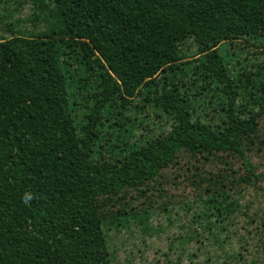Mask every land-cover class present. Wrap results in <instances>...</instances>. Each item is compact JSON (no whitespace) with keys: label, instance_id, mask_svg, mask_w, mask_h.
<instances>
[{"label":"trees","instance_id":"obj_1","mask_svg":"<svg viewBox=\"0 0 264 264\" xmlns=\"http://www.w3.org/2000/svg\"><path fill=\"white\" fill-rule=\"evenodd\" d=\"M38 14L41 35L0 39V264H110L103 227L126 221L110 204L159 190L181 154L237 158L234 181L255 182L247 154L264 118V0H47ZM189 39L197 57L183 62ZM239 40L261 60L249 63ZM217 177L201 209L182 206L192 217L181 240L206 235L207 264H264V216L231 232L241 206L233 181Z\"/></svg>","mask_w":264,"mask_h":264},{"label":"rangeland","instance_id":"obj_2","mask_svg":"<svg viewBox=\"0 0 264 264\" xmlns=\"http://www.w3.org/2000/svg\"><path fill=\"white\" fill-rule=\"evenodd\" d=\"M46 1L0 0V28L3 24H7L10 27L9 30L11 29V31H6L5 28L0 29V39H7L12 34L41 35L46 26L41 15L35 16V14ZM239 42L247 47L243 56L248 57L249 63L256 64L261 60V55L258 54L259 49L254 42L242 40ZM228 48V44H221L219 48V53L225 58L228 57L226 53ZM182 50L183 62L194 60L197 57V47L192 39L185 42ZM163 76L164 74L158 73L147 81L159 80ZM134 98V96L127 99L119 97L115 104L121 105L125 101L132 102ZM208 111L216 119L218 118V115L211 109ZM71 113L73 114L72 110ZM125 113L124 115H128L126 118L131 120L133 117L131 109ZM110 118V115L102 117L105 126L109 124ZM257 122L258 137L250 145L251 150L247 154L256 166L257 178L254 183L246 185L243 182L234 181V178L241 176L244 172V166L237 158L223 156L210 161L181 154L174 164L163 171L159 190L156 187L151 188L148 192L134 194L133 197L128 194L123 200L111 203L110 207L114 211L124 212L122 216L126 221H122L120 225L103 227L105 240L103 247L110 264H207L206 259L210 255V247L205 239L206 235L203 236L201 233L197 237L198 241L190 239L183 242L181 240L185 237L192 217V210H187L182 206L193 204L194 207L198 205L201 209L202 202L208 194L207 191L209 192L219 179L218 174L233 181L235 184L234 199L241 206L240 211H234L229 216L231 222H228V228L231 232L243 233L241 229L246 223L247 214L264 216V118H258ZM141 129L142 127L137 128L134 135L129 137L130 143L141 145L142 139L147 134ZM102 139L97 138L98 142L104 145ZM104 152L103 148L100 149L97 156H103ZM142 215L149 216L148 224L155 229L154 231L143 229ZM254 238L256 240L257 237ZM258 238L264 240L261 236Z\"/></svg>","mask_w":264,"mask_h":264}]
</instances>
